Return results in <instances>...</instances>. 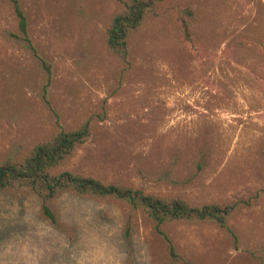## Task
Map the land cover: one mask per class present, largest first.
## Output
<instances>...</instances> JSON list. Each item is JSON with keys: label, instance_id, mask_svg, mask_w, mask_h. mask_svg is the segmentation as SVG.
Listing matches in <instances>:
<instances>
[{"label": "rangeland", "instance_id": "374dc122", "mask_svg": "<svg viewBox=\"0 0 264 264\" xmlns=\"http://www.w3.org/2000/svg\"><path fill=\"white\" fill-rule=\"evenodd\" d=\"M19 1L31 44L0 0V160L102 115L70 169L192 203L250 200L229 220L234 234L205 221L163 229L176 264H264V0H165L130 37L128 62L106 44L120 0ZM42 201L0 191V264L174 263L128 204L64 192L46 200L54 225Z\"/></svg>", "mask_w": 264, "mask_h": 264}, {"label": "trees", "instance_id": "16d2710c", "mask_svg": "<svg viewBox=\"0 0 264 264\" xmlns=\"http://www.w3.org/2000/svg\"><path fill=\"white\" fill-rule=\"evenodd\" d=\"M17 17L19 38L31 44L28 19L19 0H9ZM122 8L113 16L106 33V44L110 51L122 60H129V39L156 13V7L165 0H120ZM196 19L193 8H185L184 15L177 22V29L184 42L193 39L192 22ZM49 72L50 64L43 61ZM102 115H92L77 126L60 127L50 137L33 144L27 152L16 157L0 160V191L12 190L39 195L43 201L40 214L54 225L58 213L47 199H54L64 192L95 199H113L132 206L151 219L163 235L173 264L181 258L174 242L163 226L173 223L211 222L227 228L232 215L250 200L233 203H192L181 195H165L147 192L132 185L108 183L90 174L76 172L68 167L79 146L93 133V126ZM264 153V149H263ZM130 228L127 229L129 235Z\"/></svg>", "mask_w": 264, "mask_h": 264}]
</instances>
